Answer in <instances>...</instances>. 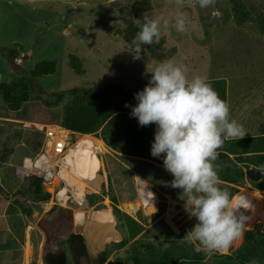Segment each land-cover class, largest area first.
Segmentation results:
<instances>
[{
    "label": "rangeland",
    "instance_id": "1",
    "mask_svg": "<svg viewBox=\"0 0 264 264\" xmlns=\"http://www.w3.org/2000/svg\"><path fill=\"white\" fill-rule=\"evenodd\" d=\"M147 1L145 6L143 0H0V47L20 48L16 62L27 71H35L44 61L54 62L49 74L36 76L34 73L33 86L0 52V82L23 78L27 86L24 91L27 95H23L18 109L8 105L0 91V264H46L45 254L58 250L67 252L68 264H95L89 255L75 261L69 251L67 238L70 233L85 234L89 244L97 245L84 232V221L76 217L80 213V199L37 201L31 193V178L17 173L24 158L34 156L41 147L44 134L37 125L62 123L65 107L73 100L67 93L59 103L47 105L39 97L38 88L45 93L68 91L73 87L110 90L108 86L115 83L126 96L113 97L118 104L129 105L125 106L129 115L131 106L137 103L134 93L149 82L152 75L149 70L161 61L184 58L189 78L203 75L216 82L224 80L230 118L241 123L247 134L257 133L260 123L264 122V0H215L207 9L200 8L198 0ZM238 1L240 9L249 13L242 22H238L235 15ZM139 3H142L141 10L137 9ZM181 12L187 14L189 21L185 32L163 25V20ZM213 12L218 15L214 16ZM146 17L162 18L160 51L154 57L148 45H144L140 59H134V53L123 47L127 43L125 34L129 32L126 29L133 24L141 28ZM137 33L134 32L133 39ZM89 134L103 143L102 165L94 168L92 174L98 178V170L104 166L108 186H99L95 192L86 193L81 202L85 211L94 214L110 207L115 215L114 226L122 240L107 237L101 243H106L108 260L133 264L131 253L139 242L145 243L138 245L142 253L156 247L158 251L165 250L175 256L184 253L189 257L195 250L183 237L197 221L193 217L184 230L172 221L179 212L177 204L183 205L184 201L180 198L182 189L171 187L173 176L165 170L162 157H153L151 146L145 149L143 156L127 153L125 138L111 145L113 134L107 128ZM230 157L233 162L221 155L214 162L222 186L234 196L246 190L260 201L240 242L218 254L235 253L243 244L247 231L264 233V189L258 187L262 180L252 181L247 175L248 168H262L251 162L237 161L234 155ZM137 176L149 181L158 195L154 210L150 211L143 204ZM17 192L22 194L17 196ZM114 199L119 210L144 227L135 239L123 246L118 244L128 233L116 215ZM41 202H48V205L42 206ZM90 224L93 227L92 221ZM147 243L149 247L145 246ZM215 254H205L201 264H216Z\"/></svg>",
    "mask_w": 264,
    "mask_h": 264
},
{
    "label": "clouds",
    "instance_id": "2",
    "mask_svg": "<svg viewBox=\"0 0 264 264\" xmlns=\"http://www.w3.org/2000/svg\"><path fill=\"white\" fill-rule=\"evenodd\" d=\"M198 4L207 9L215 0H198ZM161 20L146 17L132 43H124V50L140 59L144 45L159 43ZM188 22L181 12L163 20V25L185 32ZM183 61L167 59L149 70V82L134 93L137 103L131 106L130 116L139 126L155 125L150 154L162 157L165 170L173 176L171 187L182 189L184 211L190 219L196 218L183 240L198 253H224L246 230L251 204L241 193L234 196L222 186L214 162L225 141L243 138L247 132L230 118V105L211 81L203 75L189 78Z\"/></svg>",
    "mask_w": 264,
    "mask_h": 264
},
{
    "label": "trees",
    "instance_id": "3",
    "mask_svg": "<svg viewBox=\"0 0 264 264\" xmlns=\"http://www.w3.org/2000/svg\"><path fill=\"white\" fill-rule=\"evenodd\" d=\"M142 2V1H141ZM144 5H148L147 0H143ZM142 3L138 5V10H141ZM240 1L237 5L236 19L238 22H242L244 18L249 15L246 10L240 9ZM152 8V7H151ZM149 8V9H151ZM235 8V7H234ZM235 8V9H236ZM242 10V11H241ZM125 34L126 41L131 44L133 41L132 35L134 32L140 31V27L136 24L130 25ZM158 43L148 45L151 54L154 57L158 56L159 49ZM20 49V48H19ZM15 47H0V52H3L8 59V62L20 75H26L27 81H31L34 86L36 81L34 73L37 75L47 74L54 66V62L44 61L36 67L35 71H27L16 62L20 51ZM76 58L72 60L75 61ZM49 74V73H48ZM219 96L226 101L227 92L224 80H210ZM108 89H92L85 87H73L68 91H52L45 93L44 89L38 88V95L47 105H55L59 103L66 94L73 96V100L67 104L64 110L62 125L72 131L81 132L84 134L97 132L102 128L109 129L113 134L111 145H115L117 141L122 138L127 139L128 148L125 151L134 155H146L145 149L150 148L151 142L154 139L155 126H139L136 118L131 117L126 112V107L118 104L113 96H126V92L122 90L117 84L112 83ZM27 86L22 80L15 82H0V91L3 94L4 101L10 105L13 109H18L21 102L26 97L27 92H24ZM112 89H114L113 94ZM117 113V114H115ZM131 128H130V127ZM258 132L255 134H247L243 138L238 140L225 141L222 149H218L220 155L226 157L229 161L233 162L230 155L235 156L237 161H247L253 163L255 166L264 169V122L260 123ZM143 144L144 146H141ZM144 147V148H142ZM249 154V156H247ZM30 187L32 188V195L35 200L47 201L51 198V193L47 192L41 186V180L36 177H30ZM258 187L264 189V178ZM0 191L2 188L0 186ZM238 191V190H237ZM22 192H17L16 195H21ZM91 204L92 197L90 198ZM115 205L114 209L118 218H121V224L127 230V237L118 244L119 246L125 245L129 240L135 239L143 230L144 227L132 216L122 212L118 209L115 199L113 200ZM26 212L31 213L29 209L24 207ZM164 208L160 209V214ZM159 214V215H160ZM67 242L69 244V251L73 259L85 255L88 256L87 246L82 234L70 233ZM136 242V241H135ZM145 243L139 242L133 246L131 258L133 264H201L203 262L205 253L196 252L190 254L179 253L177 256L172 255L168 251L156 249L147 250V253L139 252L138 245H144ZM149 247V244L145 245ZM192 246V245H191ZM194 246H192L193 248ZM152 254H154L152 256ZM157 254V255H155ZM187 256V257H186ZM216 259H213L216 264H264V233H255L253 231H247L244 235L243 244L233 254H215Z\"/></svg>",
    "mask_w": 264,
    "mask_h": 264
},
{
    "label": "bare ground",
    "instance_id": "4",
    "mask_svg": "<svg viewBox=\"0 0 264 264\" xmlns=\"http://www.w3.org/2000/svg\"><path fill=\"white\" fill-rule=\"evenodd\" d=\"M96 149L103 150L102 141L95 138L91 134L82 135L78 139L77 145L73 148L70 154L69 159L74 158L72 161V170H63L61 173L67 184H72L75 188L74 190H78V198L80 199L81 206L79 205L80 213H78L76 217L79 221H84V232L88 233L92 242L97 243L96 246H93L91 242L89 244L94 251L100 250L105 246L106 243H101L105 242L107 237H114V240H120L121 238L120 233L114 226L116 219L110 207L93 214L91 211H85L86 207L83 202H81V198L84 197V193L86 191L97 190L100 182L104 179V177L99 173L98 178L92 174L94 173V168L102 165L101 159L96 154ZM78 165L80 166V169H78ZM95 178L97 179L94 180ZM136 182L143 204H145L147 208H150V211L154 210L159 201L158 195L151 189L149 181L142 176H137ZM62 194H64V192ZM241 194L244 195L251 204V208L246 212V214L250 217L247 222V229L253 220L260 200H258L257 196H250V192H247L246 190H243ZM108 203L109 202L107 200L105 204L107 205ZM182 208L183 205H181V209ZM90 221L93 222V227L91 226ZM241 239L242 236L233 241V244L240 242ZM87 242L89 243L88 239Z\"/></svg>",
    "mask_w": 264,
    "mask_h": 264
},
{
    "label": "built area",
    "instance_id": "5",
    "mask_svg": "<svg viewBox=\"0 0 264 264\" xmlns=\"http://www.w3.org/2000/svg\"><path fill=\"white\" fill-rule=\"evenodd\" d=\"M37 129L44 134L41 147L34 156L24 158L22 163L17 167V173L22 177L30 178L34 176L40 179L44 190L51 193V202L55 201V199L65 202L69 199L70 201L77 199L78 190H74L75 188L72 184H67L61 173L63 170H72L74 158L69 159L70 154L77 145L78 139L85 134L69 130L62 123L39 124L37 125ZM100 152H102L101 149H96V154L99 158ZM103 168H99L98 173L100 175V171ZM78 169H80L79 165ZM102 176L104 179L100 182L99 186L107 188L108 177L105 170H103ZM64 190L66 191L62 194ZM86 193H92V191H86L84 195ZM41 205L47 206L48 202H41Z\"/></svg>",
    "mask_w": 264,
    "mask_h": 264
},
{
    "label": "water",
    "instance_id": "6",
    "mask_svg": "<svg viewBox=\"0 0 264 264\" xmlns=\"http://www.w3.org/2000/svg\"><path fill=\"white\" fill-rule=\"evenodd\" d=\"M263 174L264 171H262L261 169H247V175L252 181H261L263 178ZM177 208L179 209V212L172 217V221L176 226H178L180 230H184L188 225L192 223L193 220L192 218L190 219L188 217L183 209H181L180 204H177ZM83 236L86 242L88 255L95 264H124L122 260H108L106 245L102 249L94 251L89 246L85 234ZM44 261L46 264H68V254L65 250L47 252L44 256Z\"/></svg>",
    "mask_w": 264,
    "mask_h": 264
}]
</instances>
